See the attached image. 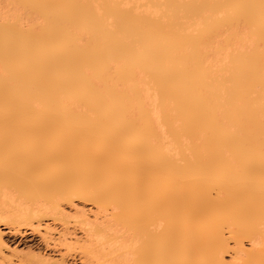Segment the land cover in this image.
Here are the masks:
<instances>
[{
  "label": "bare ground",
  "instance_id": "obj_1",
  "mask_svg": "<svg viewBox=\"0 0 264 264\" xmlns=\"http://www.w3.org/2000/svg\"><path fill=\"white\" fill-rule=\"evenodd\" d=\"M29 1L31 3V0H28V2ZM37 1L39 3L44 2V4H46V6L44 4H42L43 6H45V7L42 6L43 7L42 9L40 6L41 4L40 5L38 4L39 5L38 8L40 7L39 9H41V10H45L46 7L48 6L47 5L48 2H46V1H49V0H40L41 2L39 0H37ZM55 1L56 0H54V1L52 0V2H54V3H52L50 0L49 3H52V4H49V6L50 5L52 6L53 4H54V7L57 6L58 2L57 1L55 2ZM62 1H65V2H62ZM73 1L76 3L80 2V0H79V2H78V0H72V2ZM106 1L107 0H103V2L105 4H107L108 7H109L108 3L110 5L114 3V2H112L113 0H110L107 3H106ZM191 1L192 0H190L189 2H191ZM210 1H213V0H210ZM217 1H219V0H217ZM225 1H229V0H225ZM225 1L223 3H227ZM241 1L243 2L244 0H240V2ZM245 1H248V0H245ZM250 1L252 4V0H250ZM61 2L63 4H65L66 0H61ZM61 2L59 4H62ZM81 2H84V1H81ZM167 2H168V0H167ZM181 2H183V0ZM196 2L197 1H195L194 4ZM220 2H221V0H220ZM260 2H262V1L260 0ZM85 3L86 2H84L83 4H85ZM92 3H91V5H92ZM169 3H171V2H169ZM258 3H259V1H258ZM33 4L31 5V7L33 6ZM68 4H69V2H68ZM68 4H67V6L72 9V7H70ZM117 4H118V6L121 5L120 3H117ZM179 4L180 3H178V5ZM192 4H193V2H192ZM220 4L223 5L222 3H220ZM220 4H219V6H220ZM234 4H235V6H234L235 10L238 6H241L240 4L237 5L236 2ZM248 4H250V3L248 2ZM260 4L256 3V5H254V6H257ZM78 5H80V4H78ZM81 5H80V7H81ZM115 5H116V2L114 4V8H115ZM84 6H86V5H84ZM174 6H176V5H174ZM183 6H184V4H183ZM228 6L229 5H227L225 7V5H223V7H225V9ZM245 6L246 5H244V7ZM50 7L47 8V11H49L48 9H50ZM120 7H117V8L121 9L122 7L121 8ZM32 8H34V7H32ZM51 8H53V7H51ZM62 8H63V5H62ZM84 8H86V7H84ZM124 8L122 10L127 9L126 7H124ZM231 8H233V7H230V9ZM239 8H240V10L242 9L241 7H239ZM250 8H251V6H250ZM104 9H106V8H104ZM111 9L108 8L109 12ZM58 10H59V8H58ZM58 10L55 7V11L59 13ZM86 10H88L87 14L89 16H91L92 14L94 15V13L89 14V11L91 12V10H89L88 8ZM94 10H95V8H94ZM96 10L98 11V9H96ZM122 10H116V9H115V11L111 10L112 13L108 12L107 14L109 15V17H106V19L107 18L109 19L110 17L112 18L113 12H115L114 15L116 14L117 11L122 14L123 13V12H121ZM127 10L125 12H127ZM232 10L233 9H231V11ZM242 10H244V8ZM252 10H253V8H252ZM50 11H49V13H50ZM128 11L130 13L129 19H130V16L136 15V14H134L136 12H133V9H132V11L131 10H128ZM130 11L133 13V15ZM246 11L244 13H246ZM118 12H117V14L119 15L120 13H118ZM236 12H238V10ZM236 12H234V14ZM263 12H264V10H263ZM81 13H83V12H81ZM241 13H243V12H241ZM64 14L66 15V14H68V12L64 13ZM84 14H86V13H84ZM87 14L82 15V16H84L83 21L85 18L88 19L89 16L87 17ZM110 14H112V15L110 16ZM125 14H128V13H125ZM256 14L258 15V13L256 12L254 14V16ZM48 15H50V14H48ZM56 15H57V13H56ZM93 15H92V17H93ZM95 15H97V16H95ZM95 15H94L95 18L96 17L100 18V16H98L99 14H95ZM235 15L233 16V18L235 17ZM50 16H52V14ZM50 16H47V19L51 18ZM53 16H54V13H53ZM139 16H140V14H139ZM247 16H248V14H247ZM261 16H262V14H261ZM261 16H260V18H261ZM94 17H93V25L95 24L94 22L99 23V21H97L98 18L95 20ZM136 17L139 20L138 15H136L133 19L131 17L130 20L131 21L134 20L133 23L131 21H129V19L127 17L125 19L124 18L122 19L125 22H123L121 19H119L120 17L119 18L115 17L117 21L121 20L123 22V24H125V26H124L122 24V22H120L121 24L119 23L120 25L118 23H115V24H118V26H120V27H118L116 25V27L118 29L120 28L119 30L115 27V24L113 25V28L108 27L106 23L110 24L111 22H108L109 20H107V22H106L104 19V21L100 22V25L98 24L99 27H95L96 26L95 25L94 26L95 28L91 29L92 31H95V30L98 31V32L95 31V33H94L95 35L98 34L96 36H94L93 34L91 35L92 31L89 29V28H92L91 26H93V25L92 24L90 25V23L88 25V23H86V22H88V20L86 22L84 21L85 23L82 22V19H81L82 17L80 18V21H81L80 23H82V24L84 23L86 25L84 27L85 28L87 27V29L91 31V33H89L91 35L90 36L91 39L90 38L88 39L89 41L91 40V42H89V44L90 43L91 44L90 45L88 44L89 46L86 44L87 47L85 48V53H87V50H86L87 48H89L91 51V53L89 52L90 53L89 60H88V58L86 60L84 59L85 54L83 57V51H76V49H77L76 46L78 45L77 42H76L77 45H74L73 43H71V41L69 44H71V45L73 44L75 46V48L73 49V52H75V51L80 52V54L82 56L81 57L82 60H84V61L88 60L91 62V64L89 63V65H91L90 67H89V65L86 67L85 63H84L85 66H83L79 63L81 66L78 67L79 64H75L74 62H72L70 60L71 58L73 59V57H69V59H68L69 62L65 64V67L61 66L62 68H60L59 66H57V67H50V65L46 66L44 61H43V59H44L43 57H40L41 58L40 60H42V65L44 63V66H41L39 68H36V67L40 66L41 62L38 63L39 65L37 63H36L37 65H35V63L34 64L32 63V64H27V66H24V64L21 65L22 63H19V64L16 63L20 59L18 60V58H15L18 60L17 61L15 59L9 58L12 61L8 60L9 63L7 61L6 62L9 65L11 63L10 67L5 62L6 63L5 68L7 70L9 69V72H7V73H8V76H10V77H13L12 75L15 72H16V74L19 72V70H16L15 67H17V69H20L21 66H23L22 69H25L24 67H26V70L28 71V73L24 72V74L22 73V75H25V73H27V74H29L31 79H29L30 77L26 74V78L28 76L29 77L28 80H30L27 82V81H25L26 78H24V76L22 77V75H21V77L24 78L25 84H26V82L28 83L27 85L24 84L25 87L28 89L27 91H25V93L27 92L26 94L29 97V101L32 105L35 106V104L37 102H39V103H37L38 110H36V113H37V111H40V113L42 115L39 117L38 116L36 117V115H35V117L38 119L40 117H41V119L44 117V119H43V122H41V119H39V121H40L39 123L42 124V125L40 124V128H39V123L37 122L38 119L36 121L38 123L37 125H34L32 121L30 122V123H32L33 127L36 130L32 126H30V123H28V121H26L28 123V125L30 126L29 130H32L31 128H33V130H35V132L32 131L33 132L32 133L29 131L26 135L27 137L23 138V139H26L25 141L27 142V143L25 142L26 147H24V149L18 148L19 150L16 153V152H14V150L17 151V148L14 149L15 147L13 146L14 150L12 149V153L14 152L16 154H11L12 157H10V154L8 155L6 152H3L5 150L2 151L3 153L0 152V154H1L0 160H2V161H3L4 157L6 156L5 154H7V157H6L7 159L6 160L4 159V162L0 161V221H3L4 223H15V224L17 222H20V221H22V222L25 221L28 224L32 219L36 218L38 214H40V216H43V214L45 215L46 211L44 208L46 206L49 205L48 208H50V212H54V211L59 210L58 209V206L60 205L59 201L65 200L66 202L70 203L73 201L74 197H76L79 199H83L84 201L91 200L92 203L96 204L97 206L100 204L103 206L106 203V205L103 206L104 208H106L105 206H108V205H110V206L112 205V209H114V207H115V210H113L115 214L112 213L114 220H116L115 222H117V224H118V221H119V223H121L122 226H126V229H128V231H130L129 233H131L130 235L133 239V244H132L130 249L133 250L131 253H133V255L135 256L133 258V259H135L134 260L135 263L137 261L138 264H264V18L260 19L258 17L257 19H254V18L252 19V18L246 17V19H249V20H246L245 16H244V19H245L244 20V19H242V17L238 16L239 18L238 17L237 18L239 19V21H237L238 19L236 17H235L237 19L236 21H235V19H233L234 21L231 20V18L228 19L230 25L231 26L234 25V27L235 26L237 27V24L241 25L242 23L247 22V24L245 23L244 25H246V26L249 25L250 28L248 27L246 30L247 31H248V29H249V31L251 30L250 31L251 33L247 32V31H246L247 33L246 32L244 33L247 36L244 35L243 33H241L244 35V39H246V42H244L245 40L242 39L243 37L240 36V33H239V36H237V40L239 41V39H240V41H239L240 44L238 43L239 46H237V48L235 49V52H233L234 56L232 55L231 56L232 58H230L232 60L231 61L232 64L230 65L231 67H229L230 69H229V73H228L230 76L227 75L225 77H222L221 80L223 79V82L220 81V83H219V84H221V83H225L227 81L229 82V84L227 82L228 85L227 84L224 85L225 88L223 87L222 84H221L222 86L219 85V87H222L223 89H221L222 90L221 91L219 88L218 91L220 90L221 92L225 93V95H224L221 92H219V94L222 95V97H221V98H223L222 100L226 101L227 107L229 105V110H231L230 111L231 113L228 112V114L230 113L231 117L233 115L231 120H232V122L234 121L235 123L233 122L234 130H232V132H231L228 128H226L227 127V123H226L227 119H225V121L222 120L223 118H225V117H223L224 112L220 111L222 114H220V112H218L220 115L213 113L214 115L212 116V119L208 118L209 115L207 116V114L209 112L207 113L206 110H208V108L206 109V107H207V105H209V101H205L206 99H204V100H202V99L203 98H209V97L206 94H205L206 96L203 97L202 87L199 86L200 83L198 85L196 83H194V82H198V81H197V79H195V75H194L195 73H193V70H191L192 68L197 67L195 70L197 71V73H199L200 76H202L201 77L202 79H200V80L203 82H204V80H206L205 73L203 72V69H202L203 66H201L202 63L198 60V59L202 60L201 56L203 54L202 53L203 51L201 49L202 47L200 48V46H202V41H200L201 39L197 40V42H195V44L197 45V49L199 48L198 51L200 53H195L194 52L195 49L192 50L193 49L192 47H191L192 49H189V50L183 49V48H186L187 45L184 47L183 46L177 47L176 45H174V44L179 43V40H177V43H176V39H174L175 41L173 40L174 37L171 36L172 35L171 32L170 33L168 32L169 30L167 31L165 29L171 35L168 36V34H166L167 36H163L164 34H163V32H161L162 33L161 34L162 38H161V36H159L158 34H160V31H162L163 29L162 30L160 29V31H156L157 33L156 32L153 33V35H155V33L157 34L153 37H160V38H158V39L154 38V39H157L156 41L151 39V42L148 45H147V42L145 41L146 42V45H145L146 47H145V46H143L145 42L143 43V38H142L143 32H144L142 27H145V26H143L142 23H141L142 25L140 26L138 24V20L136 21V19H137ZM263 17H264V15H263ZM56 18H57V16H56ZM227 18L228 17H226V19H224V20H227ZM54 19H55V17H54ZM61 19H62V17H61ZM126 19H128L127 20L128 23H131V24L127 25L128 23L126 24V22H127ZM0 20H3V22H4L5 18H3V16H0ZM66 20H69V19L67 18ZM140 20H141V18H140ZM230 20L232 23H236V24L232 25ZM43 21H45V20H43ZM61 21H60V24H61ZM114 21H115V19H114ZM143 21H145V20H143ZM240 21H241V24L239 23ZM16 22L15 23L12 22V23L16 24ZM45 22H42V23H45ZM51 22H52V20H51ZM65 22H67V21H65ZM103 22H105V23H103ZM1 23H2V21H1ZM8 23H7L8 26L13 25V24H11V22H8ZM47 23H48V21H47ZM229 23H228V27H230ZM4 24H5L4 26H6L5 22H4ZM72 24L75 27V23H71L70 27L73 26ZM112 24H113V21H112L111 25ZM137 24L141 27L140 30L138 29L139 26ZM225 24H227V22H225ZM16 25H18V26H16ZM16 25H14V27L12 26L13 32H14V34H13L12 30L9 29L10 27L9 28L4 27V30H3V24H2V26L0 24V30L3 31L2 34L0 33V43H1V41L4 43V41L6 39H8L7 35L9 36V34L6 35L7 30L11 31L8 33H12L11 34L12 36L10 35L12 37V39L14 37L16 38L19 36L18 38L20 40L16 39V44H17L18 40L21 41V40H24L26 38L27 39L24 41L27 42V40H29L28 41L29 43L28 42L24 43V41H23V43H24V45L27 44V46H28V44L33 45V42H36L35 40L38 39L39 37H41L40 40H43L42 39V38H44V37H42L43 35L42 36H40V34L36 35V36H38L37 38H36V36H34V33L38 29H36L35 32L31 31V30H30V32L29 31L28 32L23 31V33L25 35L28 34V35H26V37L23 38L24 34L22 33V29H24V28H22V29L20 28V26H21L20 23H17ZM65 25H66V23H65ZM121 25L123 28L124 27L125 28L122 29ZM130 25L133 27L134 30L132 29V27ZM133 25H135V26H133ZM128 26L134 32L133 31L128 32V30H130L127 28ZM15 27L16 28L18 27V29L19 28L20 29L19 30L15 29ZM50 27H51V25H50ZM74 27H72V29H74ZM76 27H75V29H76ZM222 27H223V25H222ZM38 28H41V27L39 26ZM47 28H48V26H47ZM126 28H127V30H126ZM135 28L138 30V32L142 31L141 32L142 34L140 33L137 36L138 32L135 33L137 31ZM54 29H55V27H54ZM61 29L58 26L56 32H58V30H60V32L62 31L61 32V35H62L63 29L62 30ZM69 29H71V28H69ZM69 29H67V32H65V33H68L70 31ZM113 29H114V31H113ZM51 30H52V28H51ZM115 30H117V32ZM124 30H126V33L122 32ZM157 30H159V28ZM53 31H55V30H53ZM19 32H20V34L17 35ZM31 32H32V35H31ZM42 32L43 31L40 30V33H42ZM60 32H58V35H57V33L54 34V35H57V37L54 36V38L56 37L55 39L57 41L59 39L58 36H60V34H59ZM180 32L182 33V31H179V30H178V32L176 31V33H179V34H180ZM44 34H47V32H44ZM64 34H63V36H64ZM175 34L173 32L174 36H176ZM182 34H180L179 36H176V38L181 37ZM13 35H15V36H13ZM21 35H22V38H21ZM29 35H30V37H28ZM75 35H78V33ZM237 35H238V33H237ZM63 36H60V37H63ZM66 36L69 37L70 40L73 38L74 39L76 38L73 36V33L72 34L68 33ZM66 36H64V38ZM245 36L247 38H245ZM47 37H50V35H47ZM47 37L45 36V38H47ZM51 37H52L51 39H53V36H51ZM77 37H78V39L81 38L80 35ZM132 37H133V39H135V41L132 39ZM163 37H166L167 40L164 39ZM182 37H184V35ZM234 37H236V36H234ZM239 37H241V38H239ZM248 37H249V39H248ZM32 38H33V41H32ZM66 38L64 39V41H63V38H60L59 43L61 45L58 43L59 45H57V47H59V46L61 47V46L65 45V43H68V42H65L67 40ZM69 38H68V40H69ZM139 38H140V40H139ZM186 38H188V37H186ZM9 39L11 40V38H9ZM165 40L167 41L168 45H166ZM168 40H169L170 44H169ZM180 40L183 41V38L182 39L180 38ZM13 41L15 42L14 39H13ZM13 41H9V44L12 43ZM136 41L138 42L137 46H136ZM157 41H159V43H161L160 45H162V46H160L159 43H157ZM182 41H180V45H181ZM5 42L8 43L7 40ZM14 42H13V45H15ZM46 42H47V45H49L48 39L46 40ZM72 42H75V40H72ZM172 42H173V44H172ZM37 43H36V45H37ZM140 43H143V45L141 44V46L143 47V53H140V51H138L139 50L138 46ZM152 43H153L154 48L152 47ZM20 44H21V42H18L17 45L20 46ZM55 44H57V43H55ZM157 44H158V46H157ZM183 44H184V41H183ZM0 45H2V44H0ZM38 45H40V44H38ZM42 45H43V43H42ZM79 45H78V48H79ZM91 45H92V48H91ZM172 45H173V48H174V46H175V48L177 47L175 49L176 53H175V51H173L174 49L172 48ZM177 45H179V44H177ZM34 46H35V44H34ZM166 46H168V51L166 50V48H167ZM20 47H19V49H20ZM24 47H25V50L26 49L28 50V47H29V50L28 51L26 50L27 53L32 52V51H30L31 50L30 46H28L27 48H26V46H24ZM24 47H21V49ZM40 47H43V46H40ZM46 47L47 46L45 45V48ZM150 47H152L151 52H154L152 54L157 59V61H155L156 59L152 56L151 52H149L150 50H148V48L150 49ZM181 47H182V49H181ZM1 48L2 47L0 46V49ZM8 48H9V45H8ZM45 48H41V49H45ZM21 49H20V51L24 50V49H22V50ZM41 49H40V51H41ZM57 49L58 48H56V51H58L59 53L60 52L63 53L66 48L63 49V52H62V49L61 50L59 49L60 51ZM89 49H88V51H89ZM155 49H156V51H155ZM177 49L180 50V52L177 51ZM1 50H2V52L0 51L1 52L0 55L2 53L9 54L6 52V49H4L5 52H4L3 48ZM8 50H10V49H8ZM77 50H82V49L79 48ZM161 50H164V51L161 52ZM14 51H15V49H14ZM40 51H39V54L42 55V53H40ZM44 51H43V55L46 54V52H49L48 50H46L44 53ZM52 51L54 52L55 49ZM66 51L68 52V49H66L65 52ZM157 51L162 53V54L160 53L161 57H164V58L167 57L166 58L167 59L166 60V66H164V67L168 71L163 67L162 60H159L161 58H158V56H156L157 54L160 55L159 53H157ZM171 51H173L174 53ZM22 52H20V53L22 54ZM148 52H149V55H148ZM163 52H165V53H163ZM24 53H25V51H24ZM35 53H38V51ZM54 53H56L55 55L53 54L55 56V58L61 54V53L57 54V52H54ZM155 53H156V55H155ZM168 53H170V54H168ZM178 53H179V55H178ZM181 53H183V54L181 55ZM185 53H186V55H185ZM193 53H195L196 56H198V59L196 57L193 59V56L195 55ZM13 54H14V52H13ZM13 54H11L9 56H12ZM21 54H18V55H20V58L22 57ZM31 54L33 55V53H31ZM39 54H37L36 57H34L36 59H34L30 56V53L29 54L25 53V54H23L22 60L23 61H24V59L26 60L28 58L27 55H29L30 59L28 58V60L33 59L32 62H34L36 60L40 61L39 57H38ZM167 54H168V56L172 54V56H170L168 59ZM199 54H200V58H199ZM24 55H26L27 57L25 58ZM142 55H144V56H142ZM146 55H148L149 57ZM15 56L16 55H14L13 58ZM140 56L142 57L141 59H140ZM179 56H180V59H179ZM190 56H191V58H190ZM3 57H4V55L0 56L1 61L4 63L3 60H5V59L7 60L8 58H7V56H5V59H2ZM37 57H38V59H37ZM86 57H88L87 54H86ZM150 57L152 60L154 58L153 61L155 62V64L154 63L151 64L152 60H150ZM182 57L184 58V60L185 59L186 60L184 61ZM46 58H49V53H47L45 55V59ZM181 58H182V60H181ZM188 58L190 60L197 59L196 61L200 62V67L198 65L199 64L198 62H196V61L190 62ZM139 59L141 60V62L143 64L148 63L150 65V67L148 64H146V66H148V67L143 65ZM143 59H145V62L146 61L147 62L144 63ZM187 59H188V61H187ZM28 60L23 62V63L28 62ZM75 61L77 62L78 60H75ZM150 61H151V63H150ZM171 61H172V63L168 64V62H171ZM173 61H174V63H173ZM13 62H14V64L15 63L17 64V65L15 64L16 65L15 67H11L14 65ZM58 62H60V61H58ZM71 62H72V64L74 63L76 67L69 65V64H71ZM180 62H181L180 66H185V68H183V67L178 68L179 67L178 63L180 64ZM188 62L190 64L192 63L193 65L191 64L187 68L186 64H189ZM160 63H161V65H160ZM46 64L48 65L49 62H46ZM170 64L173 66H171ZM183 64H185V65H183ZM29 65H32L33 67L36 66V67L33 68L32 66H29ZM152 65L156 66V67L158 66L159 68H160V66H162L161 67L162 70L159 69V72L160 71L161 72L159 73L157 71V69H155L156 67L153 68ZM169 65L171 67H169ZM194 65H195V67H193ZM142 66H145L148 69H146L145 67L142 68ZM190 66H192V67H190ZM18 67H20V68H18ZM137 68L139 70L145 69L144 70L145 72H146V70L147 71L150 70V72L148 71L146 73V75L151 73V75L154 77H157V75L162 74L163 72H164V75H166V77L168 76L167 72L169 74L168 78H169L170 83L167 79V81H168L167 84L170 85V88L166 87L169 85L165 84L166 86H164V84H163L164 89L166 88L165 89L166 92L169 90L168 91L169 94L167 93L169 95V98H166L167 95L165 96V98L168 99L169 105L167 106L168 103L167 104L164 103L166 106H163V108L165 107L164 111L166 114L164 116L162 115L161 118L163 119L162 121L165 123V124H163V125H165V128H167L168 131L171 132L170 135H168V138H170L172 136V138L174 140L173 141L174 145L171 142L172 140L169 139V141H168L171 144L170 145L167 141H165L167 138L165 139L162 134H159L160 133L159 131H161V132L166 131L164 129H163L164 131H162V128L164 126L161 127V125L163 122L161 123V125H159V122H161V121H159V118L161 116V115H159L160 111L158 108L154 107L153 104L151 103L152 98L149 95V90L142 86L141 81H140V77H139L140 71L138 72ZM151 68L155 69L156 71L151 70ZM176 69L179 71H177ZM181 69H183L182 73H181ZM26 70H24V71H26ZM121 70H123V72H121L119 74L122 75V73H123V75L122 76H120L119 74L118 75L121 78H123V79H121L123 81V85L120 83L122 85V87L125 86L123 88V91H121L122 90V88L120 87L121 85L119 83L116 84L118 79H120V77L117 78L118 76L116 73L120 72ZM230 70H231V72H230ZM144 71H142V72H144ZM170 71H174V72L177 71V73L171 74ZM21 72H22V70L20 71V73ZM113 72H115V73H113ZM153 72L155 73V75H153L154 74ZM156 72H158V73L156 74ZM184 72H185V74H183ZM200 72H203L204 74L200 73ZM20 73H18L19 75L17 74V76H20ZM112 73L116 74V75L112 76L111 75ZM192 73H193V75H192ZM16 74H14V79L16 78L15 77ZM179 74L181 75V77ZM124 75H125V77H124ZM162 75H159V77L161 80L160 82L163 83L162 79H164L165 76H163V78H162ZM173 75L176 78H173L174 77ZM8 76L4 75L3 78H5V77L7 78ZM152 76H150V77H152ZM190 76H193L194 79H192V77L190 79ZM22 78H20L19 82H22L21 81ZM187 78H188V80H187ZM8 79H10V78L8 77ZM8 79H6V81H5L6 84H7ZM179 79H181V80H179ZM18 80H19V77H18ZM192 80H195V81H192ZM15 81L13 80V78L11 79V83L13 85H14ZM17 81L14 85L15 87L21 85V83H18ZM154 81L155 80H152V82H154ZM178 81H181V82L179 84H177ZM190 81H192V82H190ZM155 82H157V80ZM160 82L158 79L159 86H160V84L162 86V83H160ZM230 82H232V83H230ZM8 83L10 84V86L12 85L10 83V81ZM205 83H206V81H205ZM6 84H4V85H6ZM16 84H19V85H16ZM156 84L154 83L155 86H156ZM0 85H1L0 86V88H1L3 85L2 81H1ZM116 85H119V86L116 87ZM195 85H196L198 90L195 89L196 87H194V89H193V86H195ZM10 86H8V87H10ZM157 86H158V84H157ZM15 87L14 88L11 87L14 90V94H15V91H16V93L18 92V95L20 94L24 99L26 97V96L24 97L25 93L23 95L20 93V92L24 91V89H23V91H21L23 87H21V90H20V87L18 88V90L15 89ZM163 87H160L161 90L163 89ZM2 88H5V86H3ZM26 88H25V90H26ZM125 88H127V89H125ZM118 89H120V90H118ZM164 89H163V91H164ZM227 89H229V90H227ZM199 90H201V91H199ZM2 92H5V91H3V89H2ZM164 93H165V91H164ZM200 93H202V94H200ZM227 93H228V97H226ZM3 94L6 95L5 93H3ZM11 94L12 93H10V95ZM15 95H17V94H15ZM20 95H19V97H20ZM194 95H198V96L194 97ZM37 96H39L38 100H37ZM160 96L162 97L163 95H160ZM217 96H219V95L217 94ZM33 97L35 100L33 99ZM12 98H14V97H12ZM219 98H217L219 101L217 99H215V103H217L216 101L219 102L217 105L215 104V107L213 104V107L216 109L218 108L216 106H222L221 104L222 103L224 104V102L223 101L221 102ZM162 99H160V100L162 101ZM227 99H230V100L228 101ZM207 100H209V99H207ZM34 101L36 103L33 104ZM192 101H194V102L198 101V102L192 103ZM23 102H25V101H23ZM201 102L204 104V106L206 105L207 102L208 103L204 108H201L200 107ZM228 102H230V103H228ZM190 109H191V111H190ZM200 109L201 110L203 109L202 114H203V111H205V113H204L205 117L208 119V120L207 119L206 120L207 121L210 120L209 121L210 123L212 121V125H210V124L207 125L209 122H207L206 124H205V122L201 124V122H203L201 120L198 121L199 124H195V122L197 123V121L195 119H199L198 117L204 116V115H201ZM204 109H206V110H204ZM132 110H134L137 115L134 114V112ZM32 111H35V107H34V110L32 108ZM223 111H224V109H223ZM17 112L18 111H16V113ZM24 112H23V114H24ZM62 112L68 113L69 114L68 116L73 115L75 117L74 118L72 116V118L76 119L75 120L76 121V125H75L76 128H75V126L74 127L71 126L72 128L65 130L66 127L64 128V126H62V124H60V122H58V119L62 118L60 116ZM132 112L135 116H137V118H135V116H133ZM31 113L32 112H30V114ZM40 113H39V115H40ZM14 115H16V114H14ZM33 115H34V112H33ZM37 115H38V113H37ZM181 115L183 116L184 123L182 122V118H181L182 116ZM197 115H198V117H197ZM217 115L220 116L221 118H217L218 117ZM32 118L33 117H31V120H32ZM180 118H181V121H180ZM20 119H22V117H20ZM201 119H203V118L201 117ZM28 120L30 121V119H28ZM178 120H179V123L180 122L183 123L182 126L186 125L184 127V129L181 127H180L181 128L180 130L178 129ZM203 120H205V119H203ZM60 121L63 122L64 120L60 119ZM75 121L73 122L74 124H75ZM213 121L214 122L216 121V123H214L216 125H218L217 123L220 122L219 125L216 126V128H215V126H213ZM194 124H195V127H194ZM200 124L201 125L205 124V126H211L210 128L215 130V131L213 130L214 132L211 131L212 132L211 134L212 135L214 134L215 136L213 135V137H212V136H210V133L207 132V131L211 130L209 127H207V131L205 130V132L207 134L204 133L203 129H205V127L201 126ZM220 124L224 125V126L222 127ZM43 125H45L46 127H44ZM59 125H61V126L59 127ZM191 125L195 129L197 127V129H198L197 131L200 132V133L196 132L197 138L195 140H194V138L196 137V135H193V134H195L194 128L192 127L191 130H189V129L186 130L189 126L191 127ZM26 126H27V124H26ZM35 126L39 129H37ZM198 126L199 127L201 126V130H199ZM61 128H63V129H61ZM208 128H209V130H208ZM20 129L21 128H19V130ZM23 129H24V127H23ZM27 129H28V127H27ZM73 129L75 130V131H73L75 134H74V137H71L72 135H70V130H73ZM76 129H77V131H76ZM182 129L185 130L186 133L188 131L189 132L191 131V133H192V131L194 132L192 135H189L190 133L188 132L189 134L187 133V136L183 133V135H185L187 137L186 139L184 138L185 136L181 135V136H183L182 138L187 140V142H185L186 143L185 145L190 147V148H186V150L187 149L190 150L193 147L194 148L198 147V149L193 148V151H191L190 156L187 154L186 150H184L182 148L179 150L180 159L182 158L184 161H186V163L189 164L190 170L188 169L187 172L185 171L187 174L186 177H188V176L192 177V178L188 177L186 179V181L188 182V184L185 183L187 187L185 185H182L183 183L181 184V180H179L180 179L179 175L181 176L182 169H183V168L181 169L182 163L179 162L178 160H176L180 164V165L178 164L179 166H176L177 163L175 162V159L173 158V156L174 157L177 156V155H175L176 154L175 148L177 146L175 148H173L175 146V143L180 144L181 143L180 141L183 140L181 138V136L178 135V133L182 134L181 133V131L183 132ZM220 129L222 130L223 134L226 133V134H229L230 137L232 136L231 139H230V137L228 138L231 140L232 143L230 142V144H232V145L229 144L228 139L226 141H225V139L222 140V138H224V137L221 138V141H220V139L218 140L220 142V148L219 149H221V148L224 149L223 148L224 146L222 144L223 141H224L225 147L230 148V146H231L230 151L232 153L229 151V149H226V148L224 149L226 151L228 150L227 151L228 153H226V154H228V155L230 154L229 157H227L228 155L224 154L225 152H223V150L221 149V152H223L222 155L223 156L225 155L226 158H229V160H230L229 164L234 162V165L231 167V169L229 168L230 169L229 171L231 173H233L230 185L227 184L230 181V178L225 176V175H224V177H226V178L223 177V179H221L222 176L221 177L219 176L220 177L219 182L221 184L217 181L218 176H216L215 174H218V173H215L216 171L214 172L215 169L213 171L212 170H210V171L205 170L206 172L204 171V169H206V168H204V165L205 166L207 165L208 167H210L209 162L211 160H213V161H211L212 163L214 162L215 159L218 161V159H217L218 157L215 154L216 153L215 149H217L219 147V144H218L219 142L217 141L218 137H216V136L221 137L222 134H221ZM36 131H38V132H36ZM64 131H66L67 133H64ZM168 131H167V133L169 134ZM228 131H230L231 134ZM16 132H17V130H16ZM77 132H79V133L81 132L83 134V136L81 135V133L79 135V133H77ZM217 132H219V133H217ZM71 133H72V131H71ZM208 133H209V136H208ZM25 134H22V135H25ZM65 134H69V135L66 136ZM216 134H219V135H216ZM78 135L80 136V138ZM164 135H166V134L164 133ZM190 136H191L192 140L190 139ZM207 136H208V139L211 137L210 139L213 138V140L216 137L217 139H215V140H216V142H218L217 143L218 146H214V145H216L215 142H214L215 144H212L213 145L212 146L211 145L212 141L209 139L211 141V143H210V141L207 139ZM226 136H228V135H226ZM166 137H167V135H166ZM179 137H180V140H179ZM80 139L81 140L83 139L84 143L81 142ZM188 139H189V141H192L193 143L188 142ZM79 141L81 143H79ZM194 141H196V142L198 141L197 142L198 144ZM87 142H89L90 144H87ZM165 142H166V144H165ZM205 142H208L212 146V148L215 147L214 148L215 153L214 152L211 153V155H214L213 157H215V158L210 159V158H212V156H210L208 153L210 150L212 151V149L210 148L211 146ZM25 143H23V144H25ZM182 143H184V142H182ZM21 144H20V147L23 146ZM76 144H77V150L80 147L79 149L81 150V152H85V153L87 151L84 149L86 147V145L87 146L89 145L88 146L89 148L86 147L88 149H90V146H91V152L89 150V155L92 154V152L94 154L97 151H99V152H97L98 154L96 153V155L92 156V158L96 156L95 160L92 161V158H89V159H87V161H85L82 153H81L82 156L79 155V152L76 154L77 150L74 149ZM91 144L93 145L94 148L92 147ZM201 144H202V146H204L205 144L206 145L208 144V148H206L207 151L204 150V148L206 146H204V148H202V146H200ZM191 145L193 147H191ZM197 145H199V146H197ZM64 148L65 149L68 148L65 151L68 152V156H70L69 157L70 162L72 160L74 161L73 163L71 162V165L73 164L72 167L77 168V166H78V169H79V170H77L74 168L73 169L74 171L70 169L73 173H71V171H70L71 175H69V171H68L69 177H68V175L67 176L65 175L67 177V178L63 177L65 180L61 176H59L60 175L59 171L57 172L58 165L60 163V160L62 159L61 150ZM209 148H210V150H208ZM201 149L203 150V152ZM173 150H175V151L173 152ZM72 151L74 152V158L72 155L73 154ZM171 151L173 153V156L171 155L172 154ZM204 152H205V155H206V152H208L206 157L203 156ZM10 153H11V151H10ZM202 153H203V155H201ZM2 155H3V157H2ZM89 155H87V157H91ZM98 155H99V157H98ZM220 156H221V153H220ZM230 156H232V157L230 158ZM79 157L81 158V160L79 159ZM82 157H83V159H82ZM100 157L103 160L105 159V161H107V162H104ZM190 157H192V158L190 159ZM202 157L206 161H202V159H203ZM222 157H220V160L221 159H223V161L228 160V159H224L225 157L224 158H222ZM1 158H3V159H1ZM75 159L77 162L75 161ZM216 160H215V162H216ZM79 161L80 162L82 161L81 162L82 164ZM100 161L102 162V165H101ZM98 162H99V164H96ZM203 162H206V164H204ZM224 162H226V161H224ZM86 163L89 164V166ZM201 163L203 166L201 165ZM217 163H220V161H218ZM227 163H228V161H227ZM216 164H214L213 166H215ZM79 165H81V166H79ZM199 165H201V166H199ZM217 165H219V164H217ZM223 166L224 165H222V167H221V165L216 166V168L221 167L222 169H224ZM79 167H81V169ZM96 167H97L98 171L96 170ZM101 167H102V169H101ZM109 167H112V168L114 167V168L112 169ZM105 168L109 169V170H106ZM193 168H195V170ZM233 168H234V170H232ZM85 170H87L88 172ZM179 170H181V171H179ZM200 170L201 171L203 170V172H200ZM217 172H219V171L217 170ZM75 173H76V175H75ZM93 173L94 174L96 173V174L94 175ZM198 173H201V174L206 173V174H204V177L203 176L200 177V174H198ZM207 173H209L208 178L206 177ZM86 174H88V176ZM103 174H106V176ZM210 174H213V175L211 176ZM74 175H75L76 180L74 178ZM214 175H215V177H214ZM59 177H61V178H59ZM80 177H82L83 179L81 178V180H80ZM71 178H72V180H71ZM78 178H79V180H78ZM93 178H94V180H93ZM176 178H179V179H176ZM206 178L209 181H207ZM195 179H197V180H195ZM59 180H61V181H59ZM74 180H75V184H74ZM77 180L79 181V183H76ZM191 181H193V182H191ZM210 181H211V183H209ZM207 182H208V184H207ZM179 183H180V185H179ZM196 183H198V184H196ZM101 184H103L102 187H101ZM219 184L221 185V188L223 190H221ZM209 185H212V187L218 188V192L221 193V191H222L224 194H220L216 191V196H215V193L212 195L209 190L213 191L214 189L212 190V187ZM201 186H204V187H201ZM206 186L209 189H207ZM178 187L181 190H178ZM205 187H206V189H205ZM171 188H172V190H171ZM216 188H215V190H216ZM219 189L221 191H219ZM103 191H106V192L103 193ZM175 191H176V193H174ZM14 192H17L20 195L19 196L20 198L18 199L20 203L18 202L16 209L15 210L13 209L14 210L13 211L11 209V201L13 200ZM171 192L173 193V195ZM23 196L29 200V203L33 201L32 202L33 204L30 203L33 206H31V205L27 206L25 204L24 206H26V207H24L22 205L23 204L22 202L25 201ZM21 197H23L22 199L24 201H22ZM45 202L47 205L42 204ZM72 203H74V202H72ZM99 207H101V206H99ZM69 208H71V207H69ZM115 211H117V212H115ZM41 213H42V215H41ZM79 213H82V214H79L81 216H84V217L88 216L87 215L88 213L86 214L85 212H82V211ZM90 215H92V214H90ZM38 217H39V215H38ZM95 217L97 218V215H95ZM32 221H31V223H32ZM4 225H7V224H4ZM38 226L39 227H37V233L39 234L40 238L46 243V245H49V243H50V244H52L51 246L54 248H55V246L60 245L62 247L67 248V251H68L69 250L68 247L71 244H69V243L66 244L65 240L66 241L71 240V242L74 244V242L78 243V239H80V238L77 239L78 235L76 234V232H74V231H77V229L75 230L73 228V230H74L73 231L72 227H71V231L69 230L70 232H66L67 230L66 231L64 230L65 232H63L61 230L62 232H60V230H58L57 228H56L57 230H55L54 228H51V226L49 227L48 225L42 226L41 224H38ZM40 226H42V227L40 228ZM64 229H66V227ZM1 233L2 232L0 230V251L2 249V245L4 247V242L2 240V234ZM245 240H247L249 242V248L244 247V241ZM180 243H182V244H180ZM60 246H58V247L60 248ZM71 246H73V245H71ZM60 250L62 251V249H58V248H57V250H55L58 252L56 254V256L55 255L54 256L49 255V254L44 255L43 253L42 254L38 253L37 256L41 257L40 258L41 261L39 260L38 257H34L33 259L34 260L37 259L43 264H68V262H67L68 256H67V258H65L66 253L64 252V254H65L64 255L63 252H61ZM85 251L88 252V249L87 250L84 249L81 252L84 253ZM1 252H3V251H1ZM69 252H70V250L68 251V253ZM227 253H232V254H229V255H232L230 262L226 260L225 255ZM84 255H86V252ZM3 258H4V256H3ZM31 258H32V256H31ZM10 260H11V258H10ZM10 260H8V262H9V264H12V262H10ZM73 261H72V263H73ZM18 264H20V263H18Z\"/></svg>",
  "mask_w": 264,
  "mask_h": 264
},
{
  "label": "rangeland",
  "instance_id": "obj_2",
  "mask_svg": "<svg viewBox=\"0 0 264 264\" xmlns=\"http://www.w3.org/2000/svg\"><path fill=\"white\" fill-rule=\"evenodd\" d=\"M25 1V2H24ZM40 1V0H39ZM50 1V0H49ZM49 1H46V2H48L47 3V7H46V11H47V8H49L50 6H49V4H52V3H54V2H52V0H51V2L52 3H49ZM54 1V0H53ZM57 2H58V4H57V6H55L56 7V9L58 10V8H59V13L58 12H56L55 11V7H54V4L51 6V7H53V8H51L50 7V9H48L49 11H50V13H49V11H45V10H41L43 7H45L46 6V4H44V2H41V3H39L37 0H31V3L33 4V6L32 7H34V8H32L31 7V3H30V1L28 2V0H0V16H3V18H5V20H4V22L6 23V26H4L5 24H4V22H3V20H0V24H1V26H2V24H3V30H4V27H10L9 29H11L12 30V32H13V28H12V26L14 27V25H16L17 23H20V28L22 29V28H24V29H22V33H23V31H25V32H30V30L31 31H34L35 32V30L36 29H38V30H36V32L38 33H34V36H36V35H39L40 34V36H42V37H44V38H42L43 40H40V38L41 37H39L38 39H36L38 36H36V42H33V45L32 44H28V46H30L31 48V50L30 51H32V52H26V50H25V47L24 46H26V48L28 47L27 46V44L26 45H24V43H27L29 40H27V42H25L24 40H26V39H24V40H21V41H19L20 39L18 38V37H14L13 39L15 40V42L13 41V39H12V33H8V32H11L10 30H7V33H6V35L7 34H9V36L7 35V37H8V39H6L7 41H8V43L7 42H5L4 40V43L1 41V43L0 44H2V45H0L2 48H3V50L4 49H6V52L7 53H9V54H4V53H2L0 56H3L4 55V57L2 58V59H5V56H7V60L5 59V60H3L4 61V63L1 61V58H0V84H1V81H2V87L3 86H5V88H2L3 89V91H5V92H2V89L0 90V152L1 153H3V152H6L8 155L10 154V157H12V155L11 154H16L17 152H18V150L19 149H24V147H26V139H23V138H26L27 136V133L30 131V132H32V131H34L35 132V128L33 127V125H32V123H30L31 121L33 122V124L34 125H37L40 121H39V119H41V117L38 119V118H36L37 116L39 117V116H41L42 114L40 113V111H37V113H38V115H37V113H36V110H38V108H37V103H39V102H33V104L34 103H36L35 104V106L34 105H32L31 103H30V101H29V97L27 96V92L25 93V91H27L28 89L25 87V85H27L28 83V81H30V80H28V78L30 77L29 76V74H27L28 73V71L26 70V67H24L25 69H22L23 68V66H21V68L20 67H18V68H20L21 70H22V72L20 73V69H17V67H15L17 64L16 63H22L21 65H23L24 64V66H27V64H34L35 63V65H37L38 63H40L41 62V64H40V66H38V67H36V66H34V67H36V68H39V67H41V66H44V63H45V65L46 66H49L50 65V67H57V66H59L60 68H62L63 66L65 67V64L66 63H68L69 61H68V59H69V57H73V59L71 58L70 60L72 61V62H74L75 64H81V65H83V66H85L84 65V63L86 64V67L89 65V63L91 64V62L90 61H88L89 60V55H90V53H91V51H90V49L89 48H87L86 50H87V53H85V48L87 47L86 46V44L88 45L89 44V42H91V40L89 41L88 39L90 38V36L93 34L94 36H96V35H98V34H94L95 33V31L96 32H98L97 30H95V31H92L91 29H93V28H95V27H99L98 26V24L100 25V22H102V21H104V19H105V21L107 22V20H109L108 22H111L112 23V21H113V24L111 25V23L109 24V23H106L107 24V26L108 27H110V28H113V25L115 24V23H120V22H125L124 20H122L123 18L125 19L126 17L129 19V15H130V13H129V11L128 10H131L132 11V9H133V12H136V13H134V14H136V15H138V17H139V20H138V18L136 19V21L138 20V24L141 26L142 24H143V26H145V27H142L143 28V43L146 41L147 42V45L151 42V39L152 40H154V41H156L158 38H160V37H153V36H155V35H157L156 33V31H160V29L162 30V31H160V34H158L159 36H161V32H163V36H167L166 34H168V36L169 35H171V34H169L170 32L172 33V37H174L173 38V40L174 39H176V43H177V40H179V43H177V44H179V45H177V44H174V45H176L177 47H180V46H186V48H183V49H185V50H189V49H192V50H194V52L195 53H200L199 51H198V49H197V45L195 44V42H197V40H200V41H202V46H200V48L202 49V56H201V59L202 60H200V59H198V56H196V54L195 53H193V54H195L194 56H193V59L196 57L201 63H202V65L201 66H203L202 67V69H203V72L205 73V77H206V80H204V82L203 81H201L200 79H202L201 77L202 76H200L199 75V73H197V71L195 70L196 68H190L191 70H193V73H195L194 75H195V79H197V81L198 82H194V83H196L197 85L200 83V85L199 86H201L202 87V90H203V97L204 96H208L209 98H203L202 100H204V99H206L205 101H209V105H207V103H206V105H207V107H206V109L208 108V110H206V109H204V110H206L207 111V116L209 115V117L208 118H210V119H212V116L214 115L213 113H216V114H218V115H220V114H222L220 111H222V112H224V115H223V117H225V118H223L222 120H224L225 121V119H227L226 120V123H227V127L226 128H228L231 132H232V130H234V128H233V122H232V120H231V118L233 117V115H232V117H231V110H229V105H228V107H227V103H226V101L225 100H222L223 98H221L222 97V95L221 94H219V92H221L222 90L221 89H223L222 87H219V85L220 86H222L223 85V87H224V85L225 84H227V82H225V83H221V84H219L220 83V81L221 82H223V79L221 80V78L222 77H225V76H227V75H229L228 73H229V67H231L230 65L232 64V60L230 59V58H232L231 56L233 55V52H235V49L237 48V46H239V44H240V39L239 38H241V37H243L242 39H244V35H246V34H244L247 30V28L249 27V25H244L245 23L247 24V22H244V23H242L241 24V21L239 22L241 25H239V24H237V27L235 26L234 27V25L233 24H236V23H232L231 22V20H233V19H235V21L239 18L238 16H240V17H242V19H244V16H245V19H246V17L247 18H254V19H257L258 17L260 18V16H261V14H262V16H261V18L263 19L264 17H263V15H264V12H263V10H264V0H261L262 2H260V0H252V4H251V1L250 0H248V1H241L240 2V0H229V1H225V0H221V2H220V0L219 1H217V0H213V1H210V0H192L191 2H189L188 0H183V2H181L180 0H168V2H167V0H113L112 2H114L113 4H109L108 3V5H109V7L107 6V4H105L104 2H103V0H80V2H79V0H78V2L79 3H76V2H72V0H66V3L65 4H63L62 2H65V1H62L61 2V0L59 1V0H56ZM55 1V2H56ZM81 1H84V2H86L85 4H83L84 2H81ZM92 3V5H91V3ZM110 0H107L106 1V3L107 2H109ZM173 1V2H172ZM195 1H197L195 4H194V2ZM201 1V2H200ZM217 1V2H216ZM227 2V3H223V2ZM234 1V2H233ZM238 1V2H237ZM258 1H259V3H258ZM62 3V4H59V3ZM68 2H69V4H68ZM72 2V3H71ZM89 2V3H88ZM105 4H103V3ZM115 2H116V5H115V8H114V4H115ZM169 2H171V3H169ZM180 3L179 5H178V3ZM192 2H193V4H192ZM216 2V3H215ZM222 3L223 5H225V7L227 6V5H229L226 9H225V7H223V5H221L220 3ZM237 3V5L238 4H240L241 6H238L237 8H236V10L234 9V6H235V4L234 3ZM240 2V3H239ZM248 2L250 3V4H248ZM257 4H260V5H257V6H254V5H256V3ZM71 3V4H70ZM78 5V4H82L81 5V7H80V5H76V4ZM117 3H120L119 5L122 7H120V6H118V4ZM176 3V4H175ZM188 3V4H187ZM242 3V4H241ZM37 4V5H36ZM41 6V9H39L38 8V6L39 5ZM42 4H44L45 6H43ZM56 4V3H55ZM67 4L70 6V7H72V9L71 8H69L68 6H67ZM74 4V5H73ZM103 4V5H102ZM176 5V6H174V5ZM183 4H184V6H183ZM219 4H220V6H219ZM227 4V5H226ZM231 4V5H230ZM59 5V6H58ZM62 5H63V8H62ZM84 5H86V6H84ZM98 7H96V6ZM113 5V6H112ZM244 5H246L245 7H244ZM43 6V7H42ZM61 6V7H60ZM67 8H65V7ZM75 6V7H74ZM83 6V7H82ZM88 6V7H87ZM95 6V7H94ZM104 6V7H103ZM179 6V7H178ZM181 6V7H180ZM250 6H251V8H250ZM254 6V7H253ZM31 7V8H30ZM36 7V8H35ZM80 9H79V8ZM84 7H86V8H84ZM117 7H120L121 9H119V8H117ZM124 7H126L127 9V12H125L126 10H122ZM222 7V8H221ZM230 7H233V8H231V9H233L232 11H231V9H230ZM239 7H241L242 9L244 8V10L246 11V13H244L245 11L244 10H240V8ZM258 9H257V8ZM76 8V9H75ZM89 9V10H91V12L89 11V14H92V13H94V15L95 14H99L98 16H100V18L99 17H94V15H93V17L95 18V20L97 19V21H99V23L98 22H94L95 24L93 25V17H92V15L91 16H89L88 14H87V12H88V10H86V9ZM94 8H95V10H94ZM104 8H106V9H104ZM108 8H112L111 10H114L115 11V9L116 10H122L121 12H123L122 14L120 13V12H118V13H120L119 15L117 14V12H116V14L118 15H114V13L115 12H113V16H112V18L110 17L109 19L107 18L106 19V17H109V15L107 14L108 12H109V10H108ZM246 8V9H245ZM252 8H253V10H252ZM255 8V9H254ZM53 9V10H52ZM62 9V10H61ZM66 9V10H65ZM96 9H98V11L96 10ZM125 9V8H124ZM225 9V10H224ZM249 9V10H248ZM257 9V10H256ZM262 9V10H261ZM38 10V11H37ZM72 10V11H71ZM79 10V11H78ZM111 10H110V12H111ZM238 10V12H236ZM54 11V12H53ZM77 13H76V12ZM95 11V12H94ZM130 11V12H131ZM228 11V12H227ZM52 12V13H51ZM68 12V14H64V13H67ZM81 12H83V13H81ZM98 12V13H97ZM109 12V13H110ZM234 12H236L235 14H234ZM241 12H243V13H240ZM253 12V13H252ZM258 13V15L256 14L255 16H254V14L255 13ZM47 15H46V14ZM53 13H54V16H53ZM56 13H57V15H56ZM63 13V14H62ZM75 13V14H74ZM84 13H86L87 14V17H88V19H84V21L86 22L87 20H88V22H86V23H88V25H89V23H90V25L92 24L93 26H91L92 28H89L91 31H92V33H91V31L90 30H88L87 29V27L85 28L84 26H86L84 23V21H83V18H84V16H82V15H86V14H84ZM112 13V12H111ZM125 13H128V14H125ZM132 13V12H131ZM45 14V15H44ZM48 14H52V16H50V15H48ZM59 14V15H58ZM62 14V15H61ZM139 14H140V16H139ZM247 14H248V16H247ZM260 14V15H259ZM57 16V18H56V16ZM108 15V16H107ZM112 14H110V16H111ZM125 15V16H124ZM127 15V16H126ZM132 15H133V13H132ZM136 15H134V16H130V19H131V17H132V19L136 16ZM224 15V16H223ZM226 15V16H225ZM235 15V17L237 18H233V16ZM45 16V17H44ZM47 16H50L51 18H49V19H47ZM67 16V17H66ZM71 16V17H70ZM77 16V17H76ZM95 16H97V15H95ZM123 16V17H122ZM144 16V17H143ZM251 16V17H250ZM253 16V17H252ZM54 17H55V19H54ZM61 17H62V19H61ZM82 17V18H81ZM92 17V18H91ZM119 18V19H121L120 21L118 20H116V18ZM221 17V18H220ZM223 17V18H222ZM225 17V18H224ZM226 17H228L227 18V20H224V19H226ZM69 19V20H66V19ZM80 18L82 19V22H84L83 24L82 23H80L81 21H80ZM91 18V19H90ZM115 19V21H114V19ZM140 18H141V20H140ZM231 18V20H230V22L232 23V25L233 26H231L230 25V23H229V20L228 19H230ZM260 18V19H261ZM59 19V20H58ZM111 19V20H110ZM113 19V20H112ZM128 19H126V21L128 20ZM129 19V21H131ZM223 19V20H222ZM244 19V20H245ZM7 20V21H6ZM10 20V21H9ZM43 20H45V21H43ZM51 20H52V22H51ZM54 20V21H53ZM62 20V21H61ZM64 20V21H63ZM101 20V21H100ZM143 20H145V21H143ZM241 20V19H240ZM246 20H249V19H246ZM251 20V19H250ZM1 21H2V23H1ZM17 21V22H16ZM47 21H48V23H47ZM60 21H61V24H60ZM65 21H67V22H65ZM69 21V22H68ZM133 21L134 20H132L131 22L133 23ZM135 21V22H136ZM140 21V22H139ZM143 21V22H142ZM234 21V20H233ZM237 21H239V19L237 20ZM8 22H11V24H13V23H15L16 22V24H13L12 26H8ZM13 22V23H12ZM42 22H45V23H42ZM123 22H122V24H123ZM145 22V23H144ZM225 22H227V24H225ZM8 23V24H7ZM51 23V24H50ZM65 23H66V25H65ZM70 23V24H69ZM71 23H75V27H76V29H75V27H74V25L72 26V27H74V29H72V27H70L71 26ZM97 23V24H96ZM103 23H105V22H103ZM128 23V21L126 22V24ZM142 23V24H141ZM224 23V24H223ZM228 23H229V26L230 27H228ZM238 23V22H237ZM10 24V25H11ZM43 24V25H42ZM46 24V25H45ZM118 24H115V27H116V25L118 26ZM121 24V23H120ZM119 24V25H120ZM129 24H131V23H128L127 25H129ZM137 24V25H138ZM249 24V23H248ZM50 25H51V27H50ZM96 25V26H95ZM111 25V26H110ZM124 26H125V24H123ZM138 25V26H139ZM222 25H223V27H222ZM239 25V26H238ZM16 26H18V25H16ZM33 26V27H32ZM36 26V27H35ZM41 27V28H38V27ZM47 26H48V28H47ZM58 26H59V28L61 29H63V34L65 33V32H67V29H69V28H71V29H69L68 31V33H73V36L74 37H76L75 39L73 38V39H71L70 40V38L69 37H67L66 35L68 34V33H65L64 34V36H66L65 38L67 39L65 42H68V43H65V45H63V46H59V47H57V45H59L60 43V38H63V41H64V36H63V34L61 35V32H60V30H58V32H60L59 34H60V36H63V37H60V36H58V41L55 39L56 37H57V35H58V32H56L57 31V28H58ZM61 26V27H60ZM95 26V27H94ZM106 26V25H105ZM131 26V25H130ZM133 26H135V25H133ZM139 26V30H140V27ZM54 27H55V29H54ZM90 27V26H89ZM118 27H120V26H118ZM121 27H122V25H121ZM132 27V26H131ZM137 27V26H136ZM161 27V28H160ZM234 27V28H233ZM246 27V28H245ZM2 28V27H1ZM7 28V29H8ZM19 28V29H20ZM27 28V29H26ZM45 28V29H44ZM51 28H52V30H51ZM67 28V29H66ZM107 28V27H106ZM109 28V29H110ZM117 28V27H116ZM125 28V27H124ZM123 27H122V29H124ZM128 29H130L129 28V26L127 27ZM127 28H126V30H127ZM156 28V29H155ZM159 28V30H157ZM250 28V27H249ZM15 29H18V27L16 28L15 27ZM18 29V30H19ZM61 29V30H62ZM118 29V28H117ZM120 29V28H119ZM118 29V30H119ZM132 29H133V27H132ZM136 29V28H135ZM155 29V30H154ZM169 32H167L166 30ZM181 29V30H180ZM6 30V29H5ZM27 30V31H26ZM40 30L41 31H43L42 33H40ZM48 30V31H47ZM53 30H55V31H53ZM73 30V31H72ZM126 30H124V31H122V32H125L126 33ZM134 30V29H133ZM133 30H128V32L129 31H133ZM137 30V29H136ZM135 30V31H136ZM142 30V29H141ZM178 30L179 31H182V33L180 32V34H182L181 35V37H178V38H176V36H179L180 34L179 33H176V31L178 32ZM15 31V30H14ZM52 31V32H51ZM89 31V32H88ZM113 31H114V29H113ZM116 32H117V30H115ZM166 31V32H165ZM251 31V30H250ZM249 31V29H248V31L247 32H249V33H251ZM2 32L3 31H1L0 30V33L2 34ZM17 32V31H16ZM44 32H47V34H44ZM55 32V33H54ZM134 32V31H133ZM138 32V30L135 32V33H137ZM142 32V31H141ZM141 32H138L137 33V36H138V34H140ZM154 32H156L155 33V35H153V33ZM165 32V33H164ZM173 32H174V34L176 35V36H174L173 35ZM246 32V33H247ZM21 33V34H22ZM49 33V34H48ZM51 33V34H50ZM57 33V35H54V34H56ZM78 33V35H75V34H77ZM89 33H91V35L89 34ZM237 33H238V35H237ZM239 33H240V36L241 37H239L238 39H239V41L237 40V36H239ZM241 33H243V34H241ZM13 34H14V32H13ZM16 34V33H15ZM20 34V32L17 34V35H19ZM24 34V33H23ZM142 34V33H141ZM25 35V34H24ZM23 35V38L24 37H26V35H28V34H26L25 36ZM31 35H32V32H31ZM47 35H50V37H47ZM81 36V38H79L78 39V37L77 36ZM184 35V37H182ZM243 35V36H242ZM13 36H15V35H13ZM45 36L47 37V38H45ZM51 36H53V39H51L52 37ZM54 36H56L55 38H54ZM93 36V37H94ZM170 36V37H171ZM199 36V37H198ZM234 36H236V37H234ZM247 36V35H246ZM245 36V38H247ZM250 36V35H249ZM28 37H30V35L28 36ZM136 37V36H135ZM134 37V38H135ZM186 37H188V38H186ZM9 38H11V40L9 39ZM21 38H22V35H21ZM50 38V39H49ZM68 38H69V40H68ZM137 38V37H136ZM154 38H157V39H154ZM161 38H162V36H161ZM164 39H166V37H163ZM169 38V37H168ZM180 38L182 39L183 38V41H184V44H183V41L182 40H180ZM16 39H19L18 41H17V44H18V42H21V44H20V46L21 47H24V48H22V49H24V50H22L21 49V47L19 46V45H17L16 44ZM48 39V44L49 45H47V42H46V40ZM87 39V40H86ZM91 39V38H90ZM132 39H133V37H132ZM138 39V38H137ZM136 39V40H137ZM248 39H249V37H248ZM72 40H75V42H72ZM134 41H135V39H133ZM139 40H140V38H139ZM138 40V41H139ZM167 40V39H166ZM165 40V41H166ZM170 40V39H169ZM169 40H168V42H169ZM245 41L244 42H246V39H244ZM9 41H13L14 42V44L15 45H13V42L12 43H10L9 44ZM23 41H24V43H23ZM32 41H33V38H32ZM43 41V42H42ZM54 41V42H53ZM62 41V40H61ZM70 41H71V43H73L74 45H79V48H81L82 50H77V49H79L78 48V45L76 46L77 47V49H76V51H83V57H84V54H85V60L88 58V62L87 61H84V60H82V56H81V54H80V52H73V49L75 48V46L73 45H71V44H69L70 43ZM171 41V40H170ZM175 41V40H174ZM180 41H182V43H181V45H180ZM238 41V42H237ZM38 42V43H37ZM76 42H77V44H76ZM132 42V41H131ZM140 42V41H139ZM146 42L144 43V45H143V43H140L139 44V46H138V48H139V50L138 51H140V53H143V47L141 46V44L143 45V46H145L146 45ZM153 42V41H152ZM164 42V41H163ZM162 42V43H163ZM29 43V42H28ZM36 43H37V45H36ZM42 43H43V45H42ZM45 43V44H44ZM55 43H57V44H55ZM59 43V44H58ZM63 43V42H62ZM134 43V42H133ZM154 43V42H153ZM153 43H152V47H153ZM157 43H159V41H157ZM166 43V45H168L167 44V41L165 42ZM175 43V42H174ZM199 43V42H198ZM201 43V42H200ZM239 43V44H238ZM248 43V42H247ZM4 44V45H3ZM9 45V48H8V45ZM23 44V45H22ZM34 44H35V46H34ZM38 44H40V45H38ZM56 46H55V45ZM91 44V43H90ZM89 44V45H90ZM137 44H138V42L136 41V46H137ZM161 43H159V45H160ZM169 44H170V42H169ZM172 44H173V42H172ZM45 45L47 46L46 48H45ZM61 45V44H60ZM88 45V46H89ZM196 45V46H195ZM201 45V44H200ZM4 46V47H3ZM40 46H43V47H40ZM157 46H158V44H157ZM160 46H162V45H160ZM159 46V47H160ZM195 46V47H194ZM14 47V48H13ZM19 47H20V49L23 51H20V49H19ZM33 47V48H32ZM36 49H35V48ZM55 47V48H54ZM146 47V46H145ZM152 47H150V49L148 48V50H150L149 52H151V48ZM158 47V48H159ZM167 48H166V50L168 51V46H166ZM176 47V48H177ZM192 47V48H191ZM1 48V49H2ZM38 48V49H37ZM41 48H45L46 50H48L49 52H46V54L47 53H49V58H46L45 59V55L46 54H44L43 55V51L45 50V49H41ZM55 49V51L54 52H57V54H60L58 51H56V48H58L57 50H61L62 49V52H63V49H68V52L66 51L65 52V50H64V52L63 53H61L58 57H56L55 58V54L56 53H54L52 50H54ZM91 48H92V45H91ZM154 48V47H153ZM156 48V47H155ZM172 48H173V45H172ZM175 46H174V50L173 51H175ZM0 49V51L2 52V50ZM8 49H10V50H8ZM14 49H15V51H14ZM40 49H41V51H40ZM88 49H89V51H88ZM137 49V48H136ZM146 49V48H145ZM170 49V48H169ZM179 49V48H178ZM177 49V51H179L180 52V50H178ZM181 49H182V47H181ZM28 50H29V47H28ZM27 50V51H28ZM45 50V51H46ZM59 50V51H60ZM153 50V49H152ZM11 51V52H10ZM24 51H25V53L26 54H29L30 53V56L32 57V58H34V57H36V55L37 54H39V51H40V53H42V55L41 54H39V60L41 59L40 57H43L42 59H43V61H44V63H43V65H42V60H40V61H34V62H32L33 61V59L32 60H28V58L30 57L29 55H27L28 56V58L25 60L24 59V61L22 60V58H23V54H25L24 53ZM37 52L38 51V53H35V52ZM45 51H44V53H45ZM137 51V52H138ZM145 51V50H144ZM147 51V50H146ZM154 51V50H153ZM155 51H156V49H155ZM159 51V50H158ZM157 51V53H161L162 51H164V50H161V52H158ZM166 51V52H167ZM173 51H171V52H173ZM183 51V50H182ZM181 51V52H182ZM237 51V50H236ZM0 52V53H1ZM4 52H5V50H4ZM13 52H14V54H13ZM20 52H22V54L20 53ZM90 52V53H89ZM149 52H148V55H149ZM170 52V53H171ZM188 52V51H187ZM190 52V51H189ZM193 52V51H192ZM191 52V53H192ZM16 53V54H15ZM31 53H33V55L31 54ZM66 53V54H65ZM145 53V52H144ZM147 53V52H146ZM152 53H154V52H151V54ZM163 53H165V52H163ZM170 53H168V54H170ZM174 53V52H173ZM172 53V54H173ZM175 53H176V51H175ZM11 54H13L12 56H9V55H11ZM18 54H21V58H20V55H18ZM54 54V55H53ZM64 54V55H63ZM86 54H87V56L88 57H86ZM162 54V53H161ZM161 54L160 55H156V53H155V55L156 56H158V58H161V59H159V60H162V65H163V67L164 66H166V58H164V57H161ZM168 54H167V56H168ZM172 54L171 55H169L168 56V59H169V57L170 56H172ZM183 53H181V55H182ZM192 54V55H193ZM14 55H18L17 57L15 56L14 58H13V56ZM35 55V56H34ZM41 55V56H40ZM52 55V56H51ZM73 55V56H72ZM140 55V54H139ZM148 55H146V56H148ZM164 55V54H163ZM166 55V54H165ZM174 55V54H173ZM176 55V54H175ZM178 55H179V53H178ZM180 55V56H181ZM185 55H186V53H185ZM198 55V54H197ZM26 55H24V57L26 58L27 57ZM48 56V55H47ZM46 56V57H47ZM142 56H144V55H142ZM152 56L154 57V55L152 54ZM151 56V57H152ZM180 56H179V59H180ZM234 56V55H233ZM38 57H37V59H38ZM63 57V58H62ZM149 57V56H148ZM151 57H150V60H152L151 59ZM176 57V56H175ZM9 58H11V59H15V58H18V60L17 59H15V60H17L18 62H16L15 64H14V62H13V66H11V67H15V69L16 70H19V72L18 73H20V76H17V74H16V70L14 71L15 73L14 74H16V78L14 79V74L12 75L13 77H10V76H8V73L7 72H9V69L7 70L5 67H6V63L8 62L9 63V61L8 60H11V59H9ZM137 58V57H136ZM142 57L140 56V59H141ZM144 58V57H143ZM147 58V57H146ZM155 58V57H154ZM154 58H153V60H154ZM183 58V57H182ZM182 58H181V60H182ZM190 58H191V56H190ZM199 58H200V54H199ZM30 59V58H29ZM34 59H36V58H34ZM49 59V60H48ZM78 60L77 62L75 61V60ZM139 59V60H140ZM156 59V58H155ZM172 59V58H171ZM174 59V58H173ZM178 59V60H179ZM189 59V58H188ZM188 59H187V61H188ZM190 60L189 59V61L190 62H195L197 59H195V60ZM28 60V62H26V63H23V62H25V61H27ZM63 60V61H62ZM74 60V61H73ZM144 60V61H143ZM142 61L144 62V63H146L145 62V59H143ZM152 60V63H151V61H150V63L151 64H155V62ZM183 60H184V58H183ZM186 60V59H185ZM184 60V61H185ZM7 61V62H6ZM12 61V60H11ZM31 61V62H30ZM58 61H60V62H58ZM125 61V60H124ZM123 61V62H124ZM137 61V60H136ZM155 61H157V59L155 60ZM199 61H196V62H198L199 64V67H200V62ZM6 62V63H5ZM30 62V63H29ZM46 62H49V64L47 65L46 64ZM63 62V63H62ZM72 62H71V64H69V65H72V66H74V67H76L75 66V64L73 65L72 64ZM121 62V61H120ZM122 62V63H123ZM140 62H141V60H140ZM139 62V63H140ZM159 62V61H158ZM157 62V63H158ZM161 62V61H160ZM164 62V63H163ZM177 62V61H176ZM182 62V61H181ZM181 62H180V64L178 63V68H180V67H183V68H185V66H180L181 65ZM231 62V63H230ZM7 63V64H8ZM37 63V64H36ZM61 63V64H60ZM142 63V62H141ZM169 63H172V61L171 62H168V64ZM173 63H174V61H173ZM183 63V62H182ZM189 63V62H188ZM79 64V66L78 67H80L81 65ZM143 64V63H142ZM146 64H148V63H146ZM146 64H143V65H145L146 66ZM192 64V63H191ZM190 63L189 64H186L187 65V68L189 67V65H191ZM195 64V63H194ZM197 64V63H196ZM5 65V66H4ZM9 65V64H8ZM7 65V66H8ZM10 65H11V63H10ZM10 65H9V67H10ZM39 65V64H38ZM68 65V66H69ZM137 65V64H136ZM149 65V64H148ZM157 65V64H156ZM160 65H161V63H160ZM159 65V66H160ZM171 65V64H170ZM169 65V67H171V66H173V65H171L170 66ZM175 65V64H174ZM177 65V64H176ZM183 65H185V64H183ZM193 65V64H192ZM29 66H32V65H29ZM62 66V67H61ZM67 66V65H66ZM91 65H89V67H90ZM113 66V65H112ZM141 66V65H140ZM139 66V67H140ZM145 66H142V68H144ZM153 66V65H152ZM33 67V66H32ZM33 67V68H34ZM58 67V68H59ZM138 67V68H139ZM146 67H148V66H146ZM145 67V68H146ZM149 67H150V65H149ZM154 67H156V66H153V68ZM161 67L162 66H160V68L157 66L155 69H157V71L159 72V69L160 70H162L161 69ZM190 67H192V66H190ZM193 67H195V65L193 66ZM198 67V68H199ZM8 68V67H7ZM137 68V69H138ZM165 68V67H164ZM163 68V69H164ZM174 68V67H173ZM112 69V68H111ZM140 69V68H139ZM137 70L138 72H139V77H140V81H141V84H142V86L144 87V88H146V89H148L149 90V95H150V97L152 98V101H151V103L153 104V106L154 107H156V108H158L159 109V111H160V113H159V115H161L160 116V118H159V121H161V122H159V125H161V123L163 122L162 120V115L164 116L166 113H165V111H164V108H163V106H166L165 104H167L168 103V99H166V98H169V90L166 92V88L164 89V87H163V84H164V86H166L165 84H167V82L169 81V78H168V76H169V74H168V70L166 71L167 72V77H166V75H164V72L162 73V74H159V75H162V78H163V76H165V78L164 79H162V81H163V83L162 82H160L161 80H160V77H159V75H157V77H154V76H152L151 75V73H149V74H147L146 75V73L149 71L150 72V70H146V72L144 71L145 69H142V70ZM146 69H148V68H146ZM155 69H152L151 68V70H153V71H156ZM175 69V68H174ZM200 69V68H199ZM201 69V70H202ZM232 69V68H231ZM24 70H26V71H24ZM177 70V69H176ZM182 70L183 69H181V73H182ZM186 70V69H185ZM184 70V71H185ZM112 71V70H111ZM142 71H144V72H142ZM177 71H179V70H177ZM177 71L176 72H174V71H170L171 72V74H174V73H177ZM200 71V70H199ZM24 72H27V73H25V75H22V73L24 74ZM121 72H123V70H121L120 72H118V73H116L117 74V78H119L120 76H122L123 75V73H122V75L121 74H119V73H121ZM158 72H156V74L158 73ZM161 72V71H160ZM159 72V73H160ZM173 72V73H172ZM187 72V71H186ZM203 72H200V73H203ZM230 72H231V70H230ZM5 73V74H4ZM7 73V74H6ZM113 73H115V72H113ZM111 74L112 76L113 75H116V74ZM154 73V72H153ZM193 73H192V75H193ZM203 73V74H204ZM26 74L29 76H27V78H26ZM120 76H119V75ZM170 74V75H171ZM183 74H185V72L183 73ZM187 74V73H186ZM4 75H7L10 79H8V77L6 78V79H8L9 81H10V83H11V79L13 78V80L15 81L16 79L18 80V77H19V80L17 81L18 83H21V85H19V84H16V85H19V86H14L15 85V83H16V81H15V83H14V85L12 86H10V84L8 83L9 81L7 80V84H6V79L5 78H3L4 77ZM19 75V74H18ZM21 75H22V77L24 76V78H26V80L25 81H27L26 82V84H25V81H24V78H22L21 77ZM152 76V77H150V76ZM153 75H155V73L153 74ZM178 75V74H177ZM180 75V74H179ZM174 76V75H173ZM189 76V75H188ZM230 76V75H229ZM124 77H125V75H124ZM180 77H181V75H180ZM179 77V78H180ZM185 77V76H184ZM183 77V78H184ZM187 77V76H186ZM191 77H192V79H194L193 78V76H190V79H191ZM2 78V79H1ZM20 78H22L21 79V81L22 82H19L20 81ZM152 78V79H151ZM173 78H176L175 76L173 77ZM204 78V77H203ZM227 78V77H226ZM5 79V80H4ZM29 79H31V77L29 78ZM113 79V78H112ZM121 79H123V78H121L120 77V79H118V81H117V83L116 84H122L123 85V81L121 80ZM158 79H159V82L160 83H162V86H161V84H160V86H159V83H158ZM167 79H168V81H167ZM231 79V78H230ZM114 80V79H113ZM121 80V81H120ZM152 80H157V82H152ZM171 80V79H170ZM176 80V79H175ZM174 80V81H175ZM179 80H181V79H179ZM186 80V79H185ZM187 80H188V78H187ZM115 81V80H114ZM192 81H195V80H192ZM192 81H190V82H192ZM205 81H206V83H205ZM173 82V81H172ZM181 81H178V83L177 84H179ZM112 83V82H111ZM154 83L156 84H158V86H157V84H156V86L154 85ZM169 83H170V81H169ZM204 83V84H203ZM230 83H232V82H230ZM4 84H6V85H4ZM25 84V85H24ZM113 84V83H112ZM120 84V85H121ZM192 84V83H191ZM228 84H229V82H228ZM227 84V85H228ZM115 85V84H114ZM122 85L120 86L121 88H122V90L121 91H123V88L125 87H122ZM127 85V84H126ZM167 85H169V84H167ZM172 85V84H171ZM231 85V84H230ZM1 86V85H0ZM8 86H10V87H8ZM117 86H119V85H116V87ZM198 86V87H199ZM11 87H15V89H17L18 90V88L20 87V90H21V87H23L22 88V90L21 91H23V89H24V91L23 92H20L22 95L24 94V99H23V97L20 95V97H19V95H18V92L16 93V91H15V94H17V95H15L14 94V90L11 88ZM128 87V86H127ZM160 87H163V89H164V91H165V93H164V91H163V89L161 90V88ZM166 87H169L170 88V85L169 86H166ZM194 87H196V85L195 86H193V89H194ZM200 87V88H201ZM25 88H26V90H25ZM160 88V89H159ZM220 88V90L218 91V89ZM225 88V87H224ZM229 88V87H228ZM5 89V90H4ZM125 89H127V88H125ZM195 89H197V87L195 88ZM233 89V88H232ZM13 90V91H12ZM118 90H120V89H118ZM161 90V91H160ZM198 90V89H197ZM227 90H229V89H227ZM7 91V92H6ZM12 91V92H11ZM127 91V90H126ZM199 91H201V90H199ZM225 91V90H224ZM2 92V93H1ZM162 92V93H161ZM3 93H5L6 95H4ZM10 93H12L11 95H10ZM168 93V94H167ZM208 93V94H207ZM222 94H224L225 95V93H223V92H221ZM14 94V95H13ZM197 94V93H196ZM200 94H202V93H200ZM206 94V95H205ZM217 94L219 95V96H217ZM131 95V94H130ZM160 95H163L162 97L160 96ZM167 95V96H166ZM223 95V96H224ZM165 96H166V98H165ZM198 95H194V97H197ZM202 96V95H201ZM12 97H14V98H12ZM129 97V96H128ZM220 97V98H219ZM226 97H228V93H227V95H226ZM19 98V99H18ZM38 98H39V96H37V100H38ZM163 98V99H162ZM217 98H219L220 99V101L222 102H224V104L222 103L221 105L222 106H216V107H218L217 109L216 108H214L215 107V104L217 105L219 102V100L217 99ZM232 98V97H231ZM9 99V100H8ZM22 99V100H21ZM33 99H34V97H33ZM160 99H162V101L160 100ZM200 99V98H199ZM207 99H209V100H207ZM215 99H217L218 101H216L217 103H215ZM20 100V101H19ZM31 100V99H30ZM35 100V99H34ZM196 100V99H195ZM194 100V101H195ZM201 100V99H200ZM228 101L230 100V99H227ZM17 101V102H16ZM19 101V102H18ZM23 101H25V102H22ZM32 101V100H31ZM40 101V100H39ZM194 101H192V103L194 102ZM204 101V102H205ZM9 102V103H8ZM198 101H196V102H194V103H197ZM18 103V104H17ZM165 103V104H164ZM228 103H230V102H228ZM213 104H214V107H213ZM14 105V106H13ZM20 105V106H19ZM169 105V103L167 104V106ZM205 105V106H206ZM17 106V107H16ZM162 106V107H161ZM204 106V104L201 102L200 103V107L201 108H204L205 107ZM10 109H9V108ZM22 107V108H21ZM24 107V108H23ZM26 107V108H25ZM34 107H35V111H32V108H33V110H34ZM21 108V109H20ZM16 109V110H15ZM223 109H224V111H223ZM22 110V111H21ZM25 112H24V111ZM201 110V109H200ZM203 110V109H202ZM202 110H201V115H204V116H201L203 119H205V120H203V119H201V117H198V115H197V117L199 118V119H195L196 121H197V123L195 122V124H199V120H201V121H203V122H201V124L202 123H204L205 122V124L207 123V122H209V121H207L208 119L205 117V111H203V114H202ZM16 111H18L17 113H16ZM133 112H134V114H136V112L134 111V110H132ZM167 111V110H166ZM190 111H191V109H190ZM193 111V110H192ZM23 112H24V114H23ZM29 112V113H28ZM30 112H32L31 114H30ZM33 112H34V115H33ZM133 112H132V114H133ZM218 112H220V114L218 113ZM228 112H230L229 114H228ZM22 113V114H21ZM39 113H40V115H39ZM14 114H16V115H14ZM26 114V115H25ZM133 114V116H135ZM233 114V113H232ZM18 115V116H17ZM32 115V116H31ZM35 115H36V117H35ZM69 114L68 113H64V112H62L61 113V117L63 118H60L61 120H64L63 122H61L60 121V119H58V122H60V124H62V126H64V128H65V130H67V129H70V128H72L71 126H75L76 125V119H74L75 117L73 116V115H71V116H68ZM137 115V114H136ZM217 115V116H218ZM33 117L32 118V120H31V117ZM59 116V117H60ZM72 116L74 117V118H72ZM182 116V115H181ZM222 116V115H221ZM20 117H22V119H20ZM35 117V118H34ZM205 117V118H204ZM26 118V119H25ZM58 118V117H57ZM135 118H137V116H135ZM179 118V117H178ZM182 118V122L184 123V119H183V116L181 117ZM181 118H180V121H181ZM217 118H221L220 116H218ZM19 119V120H18ZM25 119V120H24ZM28 119H30V121L28 120ZM37 119H38V121H37ZM43 119H44V117L41 119V122H43ZM207 119V120H206ZM15 120V121H14ZM34 120V121H33ZM74 120L75 121V124L72 122V121ZM218 120V119H217ZM26 121H28V123H30V126H32L35 130H33V128H31L32 130H29L30 128V126L28 125V123L26 122ZM38 123H37V122ZM190 121V120H189ZM220 121V120H219ZM45 122V121H44ZM72 122V123H71ZM177 122V121H176ZM218 122V121H217ZM222 122V121H221ZM18 123V124H17ZM183 123H179V120H178V129L180 130L181 128H183L184 129V127L186 126V125H183L182 126V124ZM214 123H216V121L214 122L213 121V126H215V128H216V126H218L219 125V123H217L218 125H216V124H214ZM235 123V122H234ZM25 126H24V125ZM26 124H27V126H26ZM40 124L41 123H39V128H40ZM73 124V125H72ZM163 124H165L164 122L162 123V125H161V127H163L162 128V131H164V130H166V131H164V132H161V131H159L160 133L159 134H162L163 135V137L166 139H164L165 141H169V139L170 140H172L171 142L173 143V145H174V140H173V138H172V136L170 137V138H168V135H170V131H168V129L167 128H165V125H163ZM181 126H180V125ZM195 124H194V127H195ZM200 124V125H201ZM205 124H203V125H201V126H203V127H205V129H203L202 131L204 132V133H206L205 132V130L207 131V127H211V126H205ZM212 125V121H211V123L209 122L207 125ZM42 125V124H41ZM221 125V124H220ZM24 127V129H23V127ZM44 127H46L45 125H43ZM61 125H59V127H60ZM201 126L199 127V130H201ZM212 126V127H213ZM222 127L224 126V125H221ZM27 127H28V129H27ZM36 127V126H35ZM42 127V126H41ZM68 127V128H67ZM167 127V126H166ZM181 127V128H180ZM190 127V126H189ZM187 128L186 130H191L192 129V125H191V127L190 128ZM193 127V128H194ZM202 127V128H203ZM220 127V126H219ZM17 128V129H16ZM19 128H21L20 130H19ZM37 128V127H36ZM39 128H37V129H39ZM75 128H76V126H75ZM209 128H208V130H209ZM214 128V127H213ZM61 129H63V128H61ZM60 129V130H61ZM164 129V130H163ZM182 129V130H183ZM211 130H209V131H207V132H209L210 133V136H212L213 137V135L211 134L212 132H214L215 130L214 129H212V128H210ZM16 130H17V132H16ZM26 130V131H25ZM41 130V129H40ZM161 130V129H160ZM194 132H195V134H193L194 132L192 131V133H191V131L188 133L189 135H196V137L194 138V140L197 138V133L196 132H199V131H197L198 129H197V127H196V129L194 128ZM214 130V131H213ZM217 130V129H216ZM221 130V129H220ZM224 130V129H223ZM71 131H72V133H71ZM73 131H75L74 129L73 130H70V135H72L71 137H74V132ZM76 131H77V129H76ZM167 131L169 132V134L167 133ZM212 131V132H211ZM225 131V130H224ZM230 131H228L230 134H231V132ZM36 132H38V131H36ZM69 132V131H68ZM179 132V131H178ZM25 134V135H22V134ZM33 133V132H32ZM64 133H67L66 131H64ZM63 133V134H64ZM77 133H79V132H77ZM76 133V134H77ZM81 133V132H80ZM80 133H79V135H80ZM164 133L167 135V137H166V135H164ZM181 133L182 134H179L178 133V135L179 136H181V135H183V133L187 136V133L185 132V130H183V132L181 131ZM200 133V132H199ZM198 133V134H199ZM209 133H208V136H209ZM216 133V132H215ZM217 133H219V132H217ZM207 134V133H206ZM221 137L220 136H216V137H218V139L215 137V139H217V141L220 139V141H221V138L222 137H224V138H222V140H224L225 139V141L230 137L229 136V134H226V133H224L223 134V132H222V130H221ZM66 136L67 135H69V134H65ZM78 135V136H79ZM81 135L83 136V134L81 133ZM161 135V136H162ZM185 135H183V136H185ZM216 135H219V134H216ZM226 135H228V136H226ZM17 136V137H16ZM64 136V135H63ZM81 136V137H82ZM183 136H181V138L183 137ZM184 137L185 139L187 138V137ZM208 136H207V139H208ZM215 136V135H214ZM15 137V138H14ZM199 137V136H198ZM220 137V138H219ZM19 140H18V139ZM78 138V137H77ZM79 138H80V136H79ZM78 138V139H79ZM172 138V139H171ZM184 138H182L183 140H181L180 142V144H176L175 143V146L173 147V148H175L176 146L178 147H176L175 149H176V154L175 155H177L176 157H174L173 156V153H172V151H171V155L173 156V158L175 159V162L177 163V165L176 166H179L180 164L176 161V160H178L179 162H181L182 163V167H181V169H182V173H181V176L179 175V177H180V179L179 178H176V179H179V180H181V184L182 185H185L186 186V184L185 183H187L188 184V182L186 181V179L189 177H186L187 176V174H186V172L188 171V169H189V164L188 163H186V161H184L182 158L180 159V155H179V150L182 148V149H184V150H186V148H190L189 146H186L185 144V142H187V140H185ZM211 138V137H210ZM209 138V139H210ZM232 138V136L230 137V139ZM74 139V138H73ZM190 139H191V136H190ZM208 139V140H209ZM214 139V140H215ZM230 139H228V141H229V144H230V142H231V140ZM76 140V139H75ZM81 140V139H80ZM163 140V141H164ZM179 140H180V137H179ZM185 140V141H184ZM192 140V139H191ZM212 141V143H211V141ZM209 141H210V143H211V145L212 144H215L216 143V145H214V146H218L217 145V143L219 142H216V140L214 141L213 140V138L212 139H210ZM17 141V142H16ZM20 141V142H19ZM28 141V140H27ZM207 141V140H206ZM227 141V142H228ZM26 142V143H25ZM78 142V141H77ZM81 142H83V139L81 140ZM80 141H79V143H81ZM182 142H184V143H182ZM188 142H191V143H193L192 141H189V139H188ZM194 142H196V141H194ZM198 142V141H197ZM196 142V143H197ZM215 142V143H214ZM14 143V144H13ZM22 143V144H21ZM23 143H25V144H23ZM84 143V142H83ZM169 143V142H168ZM205 143H208V142H205ZM232 143V142H231ZM6 144V145H5ZM20 144L21 145H23V146H21L20 147ZM86 144V143H85ZM84 144V145H85ZM87 144H90L89 142H87ZM165 144H166V142H165ZM170 144V143H169ZM188 144V143H187ZM190 144V143H189ZM198 144V143H197ZM200 144V143H199ZM209 144V143H208ZM208 144L206 145H204V146H206L205 148H204V146H202V144L200 145V146H202V148H204V150H206V148H208ZM219 144V147L217 148V149H215L216 151V153L214 152V148H212V146L210 147L211 149H212V151L210 150V148L208 149V150H210L209 151V153L208 152H206V155H207V153L210 155V156H212V158H210V159H213V158H215V157H213L214 155H211V153L212 152H214L216 155H217V159H218V161H220V163H217L218 161L216 160V162H215V160H214V162L212 163L211 161H213V160H211L210 162H209V166L210 167H208L207 165L205 166L204 165V168H206V169H204V171L206 170V171H210V170H214V172L215 173H218V174H215L216 176H218V179H217V181L219 182V179H220V177H221V179H223V177H224V175L225 176H227V177H229L230 178V181L227 183L228 185H230V183H231V179H232V174L233 173H231L229 170L231 169V167L234 165V162H232V163H230L229 164V162H230V160H229V158H226L225 157V155L223 156L222 155V153L223 152H225L224 154H226V153H228L226 150H224L225 148L226 149H229V151L231 150V146H230V148H228V147H225V145H224V141L222 142V144H223V148L224 149H222L223 150V152H221V149H219L220 148V142L218 143ZM227 144V143H226ZM92 145V144H91ZM171 145V144H170ZM195 145V144H194ZM230 145H232V144H230ZM4 146V147H3ZM6 146V147H5ZM15 148H14V147ZM89 146V145H88ZM87 145H86V147H88ZM197 146H199V145H197ZM222 146V145H221ZM12 147V148H11ZM83 147V146H82ZM84 148L85 150H87L86 151V153L85 152H81V150L78 148V150H77V144H76V146L74 147V149H76L77 150V152H76V154L79 152V155H81V153L83 154V157H84V160L85 161H87V159H89V158H92V156L93 155H96V153L97 152H99V151H97L96 153H94L93 154V152H92V154H90L89 155V150H90V152H91V146H90V149H88V148ZM92 147H93V145H92ZM191 147H193L192 145H191ZM16 149L17 148V151L16 150H14V149ZM19 148V149H18ZM94 148V147H93ZM194 148V147H193ZM193 148H191L190 150H186L187 151V154L190 156V153H191V151H193ZM197 149H198V147H196ZM196 148H194V149H196ZM201 148V147H200ZM12 149L14 150V152H16V153H12ZM68 149V148H67ZM67 149H62L61 150V156H62V159L60 160V163H59V165H58V169H57V172L59 171V176H61L62 178L64 177V178H67L66 176L68 175V171H69V175H71L70 174V171L71 170H73L74 168L75 169H77V170H79L78 169V166H77V168L76 167H72V165H71V162L73 163L74 161L72 160L71 162H70V156H68V152H66L65 150H67ZM73 149V150H74ZM83 149V148H82ZM83 149V150H84ZM3 150H5V151H3ZM9 152H8V151ZM75 150V151H76ZM202 150V149H201ZM3 151V152H2ZM10 151H11V153H10ZM93 151V150H92ZM175 150H173V152H174ZM190 151V152H189ZM207 151V150H206ZM73 152V151H72ZM95 152V151H94ZM202 152H203V150H202ZM231 152V151H230ZM213 153V154H214ZM220 153H221V156H220ZM232 153V152H231ZM7 154H5L6 156L4 157V159L6 160L7 158ZM75 154V155H76ZM98 154V153H97ZM100 154V153H99ZM1 155V154H0ZM71 155V154H70ZM73 158H74V152H73ZM87 155H89V156H91V157H87ZM201 155H203V153L201 154ZM206 155H205V152H204V157H206ZM226 155H228V154H226ZM230 155V154H229ZM229 155L227 156V157H229ZM82 156V155H81ZM80 156V157H81ZM209 156V157H210ZM223 156V157H222ZM2 157H3V155H2ZM72 157V156H71ZM77 157V156H76ZM79 157V159L81 160V158ZM83 157H82V159H83ZM96 157V156H95ZM95 157H93L92 158V161L93 160H95ZM98 157H99V155H98ZM208 157V156H207ZM220 157H222V158H224V159H228V160H224V161H226V162H224L223 161V159H221L220 160ZM232 156H230V158H231ZM101 158V157H100ZM192 157H190V159H191ZM203 158V157H202ZM1 159H3V158H1ZM4 159H3V161L2 160H0V161H2V162H4ZM77 159V158H76ZM76 159H75V161H76ZM78 159V160H79ZM102 159V158H101ZM206 159V158H205ZM209 159V158H208ZM91 160V159H90ZM98 160V159H97ZM103 160V159H102ZM89 161V160H88ZM104 162H107V161H105V159L103 160ZM202 161H206V160H204V158L202 159ZM227 161H228V163H227ZM77 162V161H76ZM80 162V161H79ZM82 162V161H81ZM80 162V163H81ZM84 162V161H83ZM101 162V161H100ZM223 162V163H222ZM85 163V162H84ZM88 163V162H87ZM86 163V164H87ZM204 164H206V162H203ZM219 164V165H217V164ZM82 164V163H81ZM91 164V163H90ZM96 164H99V162L98 163H96ZM107 164V163H106ZM179 164V165H178ZM214 164H216L215 166H213ZM228 164V165H227ZM77 165V164H76ZM88 166H89V164H87ZM101 165H102V162H101ZM201 165H202V163H201ZM201 165H199V166H201ZM221 165V167H222V165H224L223 167H224V169L226 170L227 168V170L225 171L224 169H222L221 167H217L216 168V166H220ZM79 166H81V165H79ZM91 166V165H90ZM96 166V165H95ZM99 166V165H98ZM97 166V167H98ZM203 166V165H202ZM72 167V168H71ZM97 167H96V170H97ZM100 167V166H99ZM213 167V168H212ZM80 169H81V167H79ZM85 168V167H84ZM87 168V167H86ZM91 168V167H90ZM109 168H112V167H109ZM114 168V167H113ZM112 168V169H113ZM196 168V167H195ZM195 168H193L194 170H195ZM199 168V167H198ZM203 168V167H202ZM212 168V169H211ZM230 168V169H229ZM60 169V170H59ZM71 169V170H70ZM101 169H102V167H101ZM106 169V168H105ZM197 169V168H196ZM201 169V168H200ZM89 170V169H88ZM106 170H109V169H106ZM190 170V169H189ZM199 170V169H198ZM217 170L219 171V172H217ZM232 170H234V168L232 169ZM74 171V170H73ZM85 171H87V170H85ZM95 171V170H94ZM98 171V170H97ZM179 171H181V170H179ZM186 171V172H185ZM197 171V170H196ZM205 171V172H206ZM77 172V171H76ZM88 172V171H87ZM110 172V171H109ZM200 172H203V170L201 171L200 170ZM233 172V171H232ZM71 173H73L72 171H71ZM104 173V172H103ZM211 173V172H210ZM58 174V173H57ZM79 174V173H78ZM84 174V173H83ZM92 174V173H91ZM94 174V173H93ZM96 174V173H95ZM94 174V175H95ZM198 174H200V177L201 176H203L204 177V174H206V173H203V174H201V173H198ZM208 174L209 173H207V178L209 177L208 176ZM214 174V173H213ZM213 174H210L211 176L213 175ZM66 175V176H65ZM69 175H68V177H69ZM75 175H76V173H75ZM75 175H74V178H75ZM87 176H88V174H86ZM103 175H105L106 176V174H103ZM177 175V174H176ZM215 175H214V177H215ZM84 176V175H83ZM93 176V175H92ZM91 176V177H92ZM102 176V175H101ZM220 176V177H219ZM61 177H59V178H61ZM79 177V176H78ZM195 177V176H194ZM199 177V176H198ZM63 178V179H64ZM81 178L82 177H80V180H81ZM189 178H192L191 176L189 177ZM197 178V177H196ZM207 178H206V180H207ZM213 178V177H212ZM224 178H226V177H224ZM83 179V178H82ZM99 179V178H98ZM101 179V178H100ZM205 179V178H204ZM216 179V178H215ZM65 180V179H64ZM63 180V181H64ZM71 180H72V178H71ZM75 180H76V178H75ZM75 180H74V184H75ZM78 180H79V178H78ZM77 180V182L76 183H79V181ZM93 180H94V178H93ZM195 180H197V179H195ZM211 180V179H210ZM227 180V179H226ZM59 181H61V180H59ZM204 181V180H203ZM207 181H209V180H207ZM221 181V180H220ZM228 181V180H227ZM226 181V182H227ZM67 182V181H66ZM179 182V181H178ZM190 182V181H189ZM191 182H193V181H191ZM73 183V182H72ZM96 183V182H95ZM98 183V182H97ZM206 183V182H205ZM209 183H211V181L209 182ZM215 183V182H214ZM220 183V182H219ZM69 184V183H68ZM196 184H198V183H196ZM195 184V185H196ZM207 184H208V182H207ZM221 184V183H220ZM219 184V186H220V188H221V185ZM226 184V185H227ZM70 185V184H69ZM179 185H180V183H179ZM203 185V184H202ZM216 185V184H215ZM73 186V185H72ZM100 186V185H99ZM103 186V184H101V187ZM209 186H211L212 187V185H209ZM181 187V186H180ZM187 187V186H186ZM197 187V186H196ZM201 187H204V186H201ZM207 187V186H206ZM206 187H205V189H206ZM215 188L216 187H212V190L213 191H211V190H209L210 191V193L213 195L214 193H215V196H216V191L218 192V188H216V190H215ZM177 189V188H176ZM207 189H209L208 187H207ZM171 190H172V188H171ZM178 190H181V189H179V187H178ZM186 190V189H185ZM204 190V189H203ZM221 190H223L222 188H221ZM220 189H219V191H221ZM208 191V192H209ZM106 191H103V193H105ZM173 192V191H172ZM171 192V193H172ZM180 192V191H179ZM178 192V193H179ZM174 193H176V191L174 192ZM183 193V192H182ZM218 193H220V192H218ZM210 194V195H211ZM220 194H224L222 191H221V193ZM18 195V196H17ZM172 195H173V193H172ZM211 195V196H212ZM20 195L17 193V192H14V196H13V200L11 201V209L13 210H15L16 209V206H17V204H18V202H19V197ZM175 196V195H174ZM214 196V197H215ZM24 197V196H23ZM23 197H21V199L23 198ZM20 199V200H21ZM25 200V201H24ZM24 200L22 199V201H24V202H22L23 204V206L26 204L27 206H29V205H31L30 203H32V202H30L29 203V200L28 199H26L25 197H24ZM31 201V200H30ZM90 201V202H89ZM89 201H84L83 199H79V198H76V197H74V199H73V201L72 202H74V203H72V202H70V203H68V202H66L65 200H62V201H59V203H60V205L58 206V209L59 210H57V211H54V212H50V208H48V206H46L44 209H45V211H46V214L44 215L43 214V216H40V214H38L39 215V217H38V215H37V217L36 218H34V219H32L31 221H32V223H31V221L27 224V222H22V221H20V222H17L16 224L15 223H4L3 221H0V230H1V234H2V240H3V242H4V247H3V245H2V249H1V251H3V252H1L0 251V264H9V262H8V260H10V258H11V260H10V262H12V264H18V263H20V264H43V263H41L40 261V256H37L38 255V253H40V254H49V255H55L56 256V254L58 253L57 251H55V250H57V248L58 249H62V251L61 252H63V254H64V252L66 253V255H65V258H67V256H68V258H67V262H68V264H138V262L136 261V263H135V259H133L135 256L133 255V253H131L133 250H131L130 248H131V246H132V244H133V239H132V237H131V233H129L130 231H128V229H126V226H122V224L121 223H119V221H118V224H117V222H115L116 220H114V218H113V215H112V213L113 214H115L114 213V211L113 210H115V207H114V209H112V205L110 206V205H108V206H105L106 208H104L103 206L104 205H106V203L102 206L101 204L100 205H96V204H94V203H92V201L91 200H89ZM17 202V203H16ZM43 202V201H42ZM20 203V202H19ZM29 203V204H28ZM33 204V203H32ZM42 204H46V202L45 203H42ZM21 205V206H22ZM47 205V204H46ZM72 205V206H71ZM19 206V205H18ZM31 206H33V205H31ZM99 206H101V207H99ZM24 207H26V206H24ZM69 207H71V208H69ZM111 207V208H110ZM22 208V207H21ZM74 208V209H73ZM13 210V211H14ZM85 212L87 215V217H84V216H81V215H79V214H82V213H79V212ZM48 212V213H47ZM115 212H117V211H115ZM96 213V214H95ZM90 214H92V215H90ZM97 215V218L95 217V215ZM41 215H42V213H41ZM112 216V217H111ZM40 218V219H39ZM38 220V221H37ZM4 224H7V225H4ZM38 224H41L42 226H46V225H48L49 227L51 226V228H54L55 230H60V232H65L66 230V232H70L71 231V227H72V230H73V228L76 230L77 229V231H74V232H76V234L78 235V237H77V239L78 238H80V239H78V243H76V242H74V244L71 242V240H68V241H66L65 240V242H66V244L67 243H69V244H71V245H73V246H69L68 248H69V250H70V252L68 253V251H67V248H65V247H62V246H60V245H58V246H60V248L58 247V246H55V248L54 247H52L51 245L52 244H50L49 243V245H46V243L40 238V236H39V234L37 233V227H39L38 226ZM56 225V226H55ZM75 225V226H74ZM42 226H40V228L42 227ZM55 226V227H54ZM62 226V227H61ZM64 226V227H63ZM66 227V229H64ZM76 227V228H75ZM125 227V228H124ZM57 228V229H56ZM63 228V229H62ZM62 230V231H61ZM65 230V231H64ZM70 230V231H69ZM64 242V243H65ZM52 243V242H51ZM54 244V243H53ZM180 244H182V243H180ZM232 244V243H231ZM57 247V248H56ZM85 249V250H87L88 249V252L87 251H85L86 252V255H84L85 254V252L83 253V252H81L82 250H84L83 248ZM244 247L245 248H249V242L247 241V240H245L244 241ZM87 248V249H86ZM64 250V251H63ZM67 251V252H66ZM70 254V255H69ZM229 254H232V253H227L226 255H225V257H226V260L227 261H231V258H232V255H229ZM2 255V256H1ZM34 255V256H33ZM3 256H4V258H3ZM18 256V257H17ZM31 256H32V258H31ZM34 257H38L39 258V260H37V259H33ZM33 259V260H32ZM74 260V261H73ZM14 261V262H13ZM20 261V262H19ZM43 261V260H42ZM72 261H73V263H72ZM40 262V263H39Z\"/></svg>",
  "mask_w": 264,
  "mask_h": 264
}]
</instances>
